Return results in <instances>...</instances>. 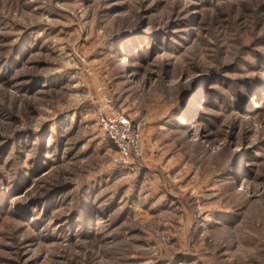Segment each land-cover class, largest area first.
Returning a JSON list of instances; mask_svg holds the SVG:
<instances>
[{
	"label": "rangeland",
	"instance_id": "1",
	"mask_svg": "<svg viewBox=\"0 0 264 264\" xmlns=\"http://www.w3.org/2000/svg\"><path fill=\"white\" fill-rule=\"evenodd\" d=\"M0 264H264V0H0Z\"/></svg>",
	"mask_w": 264,
	"mask_h": 264
},
{
	"label": "built area",
	"instance_id": "2",
	"mask_svg": "<svg viewBox=\"0 0 264 264\" xmlns=\"http://www.w3.org/2000/svg\"><path fill=\"white\" fill-rule=\"evenodd\" d=\"M108 137H110L119 148L123 149L124 154L133 148L137 151L136 139L132 132L131 125L125 116L118 115L115 118H102Z\"/></svg>",
	"mask_w": 264,
	"mask_h": 264
}]
</instances>
